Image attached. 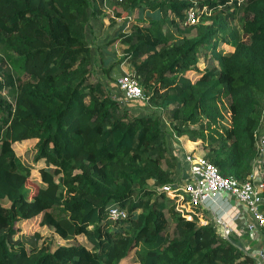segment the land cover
I'll return each instance as SVG.
<instances>
[{"label":"trees","instance_id":"obj_1","mask_svg":"<svg viewBox=\"0 0 264 264\" xmlns=\"http://www.w3.org/2000/svg\"><path fill=\"white\" fill-rule=\"evenodd\" d=\"M113 4L161 14L121 25L116 38L168 132L90 80L85 29ZM188 8L197 22L182 26ZM201 48L215 65L199 69ZM0 77L10 98L0 96V264H119L131 250L137 264H255L209 223L181 218L159 187L175 168L166 135L203 142L214 124L221 131L207 135L203 157L224 177L250 172L254 128L264 123V0H0ZM25 140L43 164L32 191V168L13 149ZM109 205L125 217L108 218ZM37 216L64 243L37 244L34 232L27 246L19 223Z\"/></svg>","mask_w":264,"mask_h":264},{"label":"rangeland","instance_id":"obj_2","mask_svg":"<svg viewBox=\"0 0 264 264\" xmlns=\"http://www.w3.org/2000/svg\"><path fill=\"white\" fill-rule=\"evenodd\" d=\"M114 8L113 10L104 9V12L100 16H94L89 18V27L86 30V41L88 45H90V48L92 50V61L90 65V80L91 81H100L103 86L107 88L108 92L111 96L114 98L117 97L119 102H123L124 105L127 106L130 113L132 115H142L149 112H152L154 115H156L159 119V125L161 128L168 132L169 131V125L168 120L165 118V116L162 114V112L153 111V107L147 102L146 98L143 96L141 99L136 100H124L120 94V92L117 90L115 85V80L118 76L124 74V73H131V67L128 65L124 60H119L121 58V46L119 45L116 35L121 32L122 30L119 29L121 25H124V30L126 31V27H129L131 24H137V25H145L143 20L147 19L146 17H156L157 15H161L159 12H153L150 11L148 8L143 7H136L133 9H127V10H121L120 5L113 4ZM115 12H119L120 16H115ZM128 21V22H127ZM208 23V21L203 22ZM164 23H161L162 29H164ZM187 26V25H182ZM123 30V31H124ZM190 34H194V29L190 32ZM223 51H231V48H229L226 45H220L219 46ZM198 67L199 69H203L206 67H210L211 65H215V62L211 60L209 50L206 49H199L198 51ZM193 74L190 75V77L193 78ZM6 96L4 92L0 93V96ZM7 97V96H6ZM261 98V105L264 109V96H259ZM8 100H10L9 97H7ZM225 116H227V112L224 113ZM205 121V120H204ZM220 124L223 126H227L228 122L227 119L221 120ZM220 132L221 128L218 126V124L209 125L207 129L204 130V139L203 142L200 140H197L196 142H193V146L196 147L198 150H201L200 152L201 156H204L203 154L207 150V139L208 134H211L215 137V131ZM255 131V137L257 139V142L260 140L264 141V123L262 118L258 119V122L256 124V127L254 128ZM184 138L181 137H175L171 136V134L166 135V149L167 152L174 153L176 152V145L179 144L178 139ZM34 140H25L19 143L13 144V149L15 154L20 158V160L26 164L31 166V181H26V186L32 191L33 190V182H39L38 179V173L37 169L42 164L41 160L34 161L33 155H34V148H33ZM206 145V147H205ZM189 151V150H188ZM179 152V151H178ZM198 153V152H195ZM185 154V153H184ZM263 165L259 166V164L255 161L251 163V167H258L254 168L253 170H256V172L260 175L262 174L264 176V157L262 158ZM173 177V176H172ZM33 181V182H32ZM178 181V180H177ZM216 201L215 204L209 206L207 205V212L204 214L205 217H207V221L209 225L214 229V231L219 234L220 233V227L216 223V219H220L224 222H227L228 226L231 229V235L228 236L230 240H233V242L237 241L238 248L244 250L247 253H250L252 257H254V260H256V257L258 254L257 251L260 248L264 247V228L259 227L253 223L252 217L247 214V212L237 206L234 201H229L228 197L223 196V200L221 198L214 199ZM3 204H6L5 201H2ZM264 204V201H263ZM56 213V211H55ZM264 213V208H263ZM167 225H166V231H170L173 226V221L169 217L168 213L164 212ZM40 216L33 217L32 219L28 221H24L23 223H19V230L17 232V235L21 238H23L26 241L27 246L30 245V242L32 241V234L34 232H38L40 238L37 240V244L41 241L47 240V242H51L52 244H58V243H64L63 240H54L53 234L51 232V229L45 228V226H41L38 224ZM247 225H251L252 228L249 230ZM240 234V235H239ZM78 241V240H77ZM260 242V244H259ZM259 244V245H258ZM132 250L129 251L126 258L120 262L119 264H137V263H130L128 261H131L132 256ZM264 257V256H262ZM130 258V259H129ZM264 260V259H263Z\"/></svg>","mask_w":264,"mask_h":264},{"label":"built area","instance_id":"obj_3","mask_svg":"<svg viewBox=\"0 0 264 264\" xmlns=\"http://www.w3.org/2000/svg\"><path fill=\"white\" fill-rule=\"evenodd\" d=\"M196 22L194 9L188 8L184 13L183 25H192ZM115 85L126 101L143 97L139 85L131 74L124 73L118 76ZM255 146L256 156L252 162L256 161L261 166L264 157V141L257 142L256 139ZM190 151H186L183 157L187 164L184 179L177 183H165L159 187V190L169 199L172 209L186 221L194 220L198 225H206L208 221L202 209L207 208V202L219 198L223 200L225 196L229 201H234L237 206L242 207L252 217L255 225L264 228V214L261 208L264 201V176L253 170L258 167L252 166L244 180L224 177L205 157ZM106 214L110 219L125 217V211L115 205L106 207ZM216 223L220 227L219 235L233 242L228 238L231 235L230 227L220 219H216ZM247 226L251 230L252 226ZM262 256V253H258L256 264H264Z\"/></svg>","mask_w":264,"mask_h":264},{"label":"crops","instance_id":"obj_4","mask_svg":"<svg viewBox=\"0 0 264 264\" xmlns=\"http://www.w3.org/2000/svg\"><path fill=\"white\" fill-rule=\"evenodd\" d=\"M128 22V21H127ZM86 38V37H85ZM115 99H117V97H115ZM118 100V99H117ZM120 103H122V101L120 102ZM178 142H179V144H177L176 145V152H172L171 154L174 156V158H175V168H174V170H173V174H172V182L171 183H177V182H179L180 180H182V179H184V177H185V175H186V171H187V164L184 162V159H183V157H184V153L186 152V151H188V150H191V149H194L195 147L193 146V142H195V141H190V140H185V141H183L182 139H178ZM179 151V152H178ZM200 154V153H199ZM253 163V162H252ZM178 180V181H177ZM216 203V201L213 199L212 201H209V202H207L206 203V205H209V206H211V205H213V204H215ZM242 208V207H241ZM262 208V210H263V208H264V204H263V206L261 207ZM207 209V208H206ZM206 209H202V213H206L207 212V210ZM264 214V213H263ZM207 218V217H206ZM208 219V218H207ZM228 223L227 222H225V225H227ZM228 226V225H227ZM234 244H236L237 243V241L236 242H233ZM259 244H260V242H259ZM258 244V245H259ZM237 245V244H236ZM244 252H246L245 251V248H244V250H243ZM247 253V252H246ZM258 253H262L263 254V256H264V247L263 248H260L258 251H257V253L256 254H258ZM251 257H252V255L250 254V253H248ZM254 258V257H253ZM263 259H264V257H263ZM255 261V260H254ZM263 263H264V260H263ZM255 264H256V261H255Z\"/></svg>","mask_w":264,"mask_h":264}]
</instances>
